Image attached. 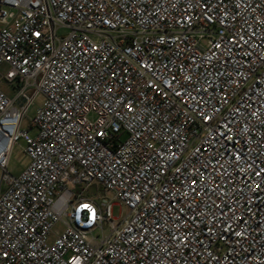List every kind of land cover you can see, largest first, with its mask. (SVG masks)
Instances as JSON below:
<instances>
[{"label":"built area","instance_id":"1","mask_svg":"<svg viewBox=\"0 0 264 264\" xmlns=\"http://www.w3.org/2000/svg\"><path fill=\"white\" fill-rule=\"evenodd\" d=\"M1 67L0 264H264V0H0Z\"/></svg>","mask_w":264,"mask_h":264},{"label":"rangeland","instance_id":"2","mask_svg":"<svg viewBox=\"0 0 264 264\" xmlns=\"http://www.w3.org/2000/svg\"><path fill=\"white\" fill-rule=\"evenodd\" d=\"M66 35V32L63 30L58 31V36L63 37ZM6 71V67H1L0 68V76L3 75ZM0 90H2L8 97H11L14 92V85L12 84H7L3 81L0 80ZM43 97L42 95H38L29 109L27 113V117H25L20 125L21 130H27L28 134L30 137H34L37 134L36 129L31 128L30 126V119L33 117L35 112L42 106L43 104ZM25 148V142L22 138L18 139L12 146L9 158H8V163H7V170L9 174H11L14 177H18L26 168L28 165V158L24 154L23 150ZM5 189V186H1V190L3 191ZM103 195L108 198H110V194L105 192L102 188H100L98 185L93 184L90 189H88L85 193L84 196H93V195ZM128 213V210L125 207L119 206L117 201L113 202V207H112V217L113 218H119L122 219L125 217ZM109 229L106 227V225H103L102 229H96L92 236L96 240L101 239L102 237L106 236L109 231Z\"/></svg>","mask_w":264,"mask_h":264},{"label":"snow or ice","instance_id":"3","mask_svg":"<svg viewBox=\"0 0 264 264\" xmlns=\"http://www.w3.org/2000/svg\"><path fill=\"white\" fill-rule=\"evenodd\" d=\"M85 207H87V206H85Z\"/></svg>","mask_w":264,"mask_h":264}]
</instances>
